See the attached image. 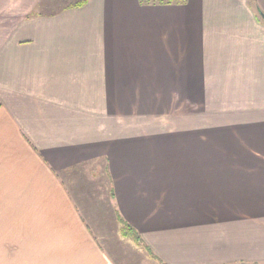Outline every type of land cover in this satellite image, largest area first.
<instances>
[{"label":"crops","instance_id":"1","mask_svg":"<svg viewBox=\"0 0 264 264\" xmlns=\"http://www.w3.org/2000/svg\"><path fill=\"white\" fill-rule=\"evenodd\" d=\"M112 1L0 0V264H264V0L184 15L180 54L152 15L149 48L123 50ZM168 73L228 105L199 114L228 116L229 133L199 115L160 155L158 117L127 116L125 91L168 88Z\"/></svg>","mask_w":264,"mask_h":264},{"label":"rangeland","instance_id":"2","mask_svg":"<svg viewBox=\"0 0 264 264\" xmlns=\"http://www.w3.org/2000/svg\"><path fill=\"white\" fill-rule=\"evenodd\" d=\"M74 1L76 0H60V1L57 0L58 3L57 6H55L54 10L58 8V12H60L62 10V7H66L69 4H72ZM194 1H195L194 2L195 8L194 7L189 8V10L188 8H186L185 9L186 11L183 12L182 11L183 9H181L182 6L176 5L174 6V8L176 9L175 11H169V9H166L167 11L163 10L164 13H162L161 15L158 12L161 10L149 8L153 6H142L139 0H125L124 6H122L123 4L122 0L120 1L115 0L112 1L113 3H110V5L107 6L109 8L108 9L106 8L104 12L106 11L109 12V17L111 19L119 17L122 19L124 18L126 20L124 25L126 27V33L124 35L125 42L123 40L122 42L124 43L123 44L120 43V46L126 47L123 50H125L127 53L131 52L132 49H129V47L131 48L132 44L141 46V43L143 42L142 46L145 48H149L151 42L154 41V36L152 34V29H151L153 25L151 26L150 24H147L148 22L152 21L149 19V17L152 15L151 18L153 16L154 17L160 16L159 18L162 17L165 18L161 20H164L166 24L163 23V21H161V23L160 24L158 23L156 26L157 38L159 39V41H162L164 38H167L168 35V40L170 39L173 41L174 51L177 54H180L181 47L184 44V40H189L188 38H186V35L184 33L185 30H183V28L185 27V20L182 17L184 15H189L192 12L193 15L200 13L201 16H206L209 15V13L214 8L213 0H194ZM138 2L142 6L141 8L140 5H137ZM188 3L189 0L187 4ZM70 9H72V7ZM54 10L52 9V11ZM93 11H102V10L98 9ZM215 11L216 10L214 9L212 12ZM126 17L128 18V20L126 19ZM136 18H141L142 19L141 22L143 23H134ZM120 22H121L120 28L122 29L123 23L121 19ZM186 23H188V21ZM199 29L200 28L197 27L196 31H199ZM201 30L202 28L200 29V31ZM116 32L117 31H115V34ZM192 32H194V30ZM134 39L136 42L134 41ZM110 42H112V40ZM126 45H128V47ZM123 50L121 51L122 54H123ZM143 50L144 49L137 48L135 52L137 51L141 52ZM127 56L128 55L126 54L125 55L126 63H128V59H129V57ZM182 64L178 57H174V59L172 57L170 58L168 67H170V70L176 72L177 71L176 67H180L182 66ZM165 75H167L168 77L170 76L173 77L170 81V86L168 88L152 87L153 88L152 89L150 87L143 89L141 88L126 89L125 91L126 99L127 101L128 100L130 101L129 103L126 102V105L124 107L126 108L125 112L127 116H136L135 118L139 121L137 123H143L145 120L149 119L150 116L158 117V122H154V123L156 124V127H158L157 131L159 135L158 137H159L160 155H164L165 152L169 150L180 152L181 131L186 128V126L183 127V123L185 124L186 121L187 124V122L189 121L190 126H192V123L194 124L195 122H197V118L199 117V115L200 117L204 118V123L207 129L210 127L221 128V129H225L223 132L229 133L230 124L228 123V116L224 118L222 117L223 120H221L220 116L209 115L208 113H206L205 115L204 111H201V114H199V109L202 110L203 108L206 109L208 108V110L216 109L218 111H221L223 109V111L227 112L228 114V111L230 110L228 108V105L226 107H223L224 105H219V103H217L216 100L212 98V90H206L207 97H206V102L204 104V102L202 101L200 102L197 101L198 96L196 90H189L188 88H183L181 86L182 82L180 77L174 76V75L179 76L180 74L176 73L173 75L172 73H168ZM142 80L144 82H147L149 81V77H145ZM221 101H223V99H221ZM214 118H216V121H213L215 120ZM144 126L145 125L143 124L142 129L145 128L148 129V127L143 128ZM222 137H223V142H221V144L222 145L228 144L227 142H229V140L231 139L230 136L226 135ZM207 139H214V137H207ZM177 146H179V150H177Z\"/></svg>","mask_w":264,"mask_h":264},{"label":"trees","instance_id":"3","mask_svg":"<svg viewBox=\"0 0 264 264\" xmlns=\"http://www.w3.org/2000/svg\"><path fill=\"white\" fill-rule=\"evenodd\" d=\"M88 0H76L71 4V7L81 8L87 4ZM142 6H183L187 4L188 0H139ZM258 14L264 17L261 10ZM122 223V233L125 237L132 239L137 245H141V237L136 230L127 222L120 220ZM153 258L157 259L153 256ZM160 262V261H159Z\"/></svg>","mask_w":264,"mask_h":264}]
</instances>
